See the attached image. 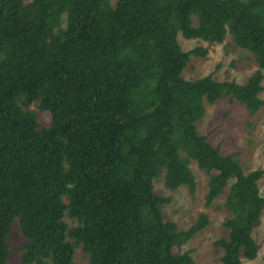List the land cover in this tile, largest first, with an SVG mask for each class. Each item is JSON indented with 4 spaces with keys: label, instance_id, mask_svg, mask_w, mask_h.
Listing matches in <instances>:
<instances>
[{
    "label": "trees",
    "instance_id": "1",
    "mask_svg": "<svg viewBox=\"0 0 264 264\" xmlns=\"http://www.w3.org/2000/svg\"><path fill=\"white\" fill-rule=\"evenodd\" d=\"M178 33L207 44L229 35L257 68L244 83L184 79L189 56L208 49L181 50ZM262 71L264 0H0V264L13 221L21 264H72L75 247L85 264H196L172 248L207 215L178 229L153 188L161 177L193 193L191 160L207 175L204 206L222 196L229 212L227 237L212 242L220 264L252 260L264 169L244 173L195 122L220 98L255 114Z\"/></svg>",
    "mask_w": 264,
    "mask_h": 264
},
{
    "label": "rangeland",
    "instance_id": "2",
    "mask_svg": "<svg viewBox=\"0 0 264 264\" xmlns=\"http://www.w3.org/2000/svg\"><path fill=\"white\" fill-rule=\"evenodd\" d=\"M181 50L186 51L195 46L206 47L207 54L203 57L189 56V60L181 72L184 79L192 80L206 74L217 81L234 80L244 83L246 78L257 68L253 56L246 50L235 47L226 35L222 43L207 44L198 39H185L180 33L176 36ZM258 94L264 101V71ZM203 115L195 122L196 131L206 135L207 141L218 146L219 153L226 155L237 153L243 172L261 168L264 169V106L253 115L245 107L227 98H220L212 104L203 101ZM30 109H34L33 106ZM37 120L41 125L49 122V114L39 111ZM188 168L195 182L194 192L190 193L187 186L170 190L163 186L162 178L153 181L156 194L167 198L168 201L160 206L164 220L175 222L178 229L188 228L196 219L198 213L207 215L208 223L180 247L172 248V252L191 249V256L196 264H220L221 249L212 244L213 241L227 237V229L222 220L229 216V212L220 208L223 197L216 198L210 205L204 206V194L207 189V175L197 168L194 161H190ZM261 197L264 198V173L257 182ZM62 220L67 227L73 226V220L64 216ZM251 235L258 245L256 256L252 260H242L241 264H264V205L257 223L253 226ZM8 257L5 264H21L19 246L22 237L18 232L15 221L11 224L7 238ZM87 255L79 247L74 248L72 264H85Z\"/></svg>",
    "mask_w": 264,
    "mask_h": 264
}]
</instances>
